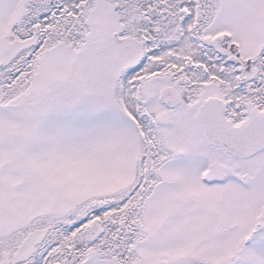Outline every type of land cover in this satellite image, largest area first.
<instances>
[{
  "label": "snow or ice",
  "instance_id": "1",
  "mask_svg": "<svg viewBox=\"0 0 264 264\" xmlns=\"http://www.w3.org/2000/svg\"><path fill=\"white\" fill-rule=\"evenodd\" d=\"M0 264H264V0H0Z\"/></svg>",
  "mask_w": 264,
  "mask_h": 264
}]
</instances>
